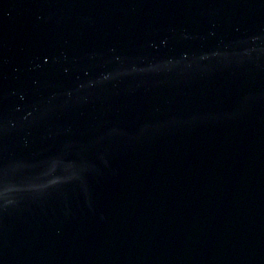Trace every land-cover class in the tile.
I'll list each match as a JSON object with an SVG mask.
<instances>
[{
    "label": "water",
    "instance_id": "95a60500",
    "mask_svg": "<svg viewBox=\"0 0 264 264\" xmlns=\"http://www.w3.org/2000/svg\"><path fill=\"white\" fill-rule=\"evenodd\" d=\"M0 264H264V0H0Z\"/></svg>",
    "mask_w": 264,
    "mask_h": 264
}]
</instances>
